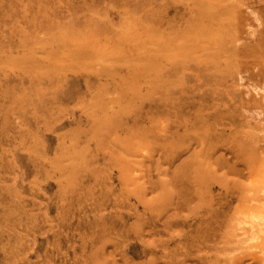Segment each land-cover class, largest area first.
<instances>
[{"label": "rangeland", "instance_id": "1", "mask_svg": "<svg viewBox=\"0 0 264 264\" xmlns=\"http://www.w3.org/2000/svg\"><path fill=\"white\" fill-rule=\"evenodd\" d=\"M264 0H0V264H264Z\"/></svg>", "mask_w": 264, "mask_h": 264}, {"label": "bare ground", "instance_id": "2", "mask_svg": "<svg viewBox=\"0 0 264 264\" xmlns=\"http://www.w3.org/2000/svg\"><path fill=\"white\" fill-rule=\"evenodd\" d=\"M264 254V253H263Z\"/></svg>", "mask_w": 264, "mask_h": 264}]
</instances>
